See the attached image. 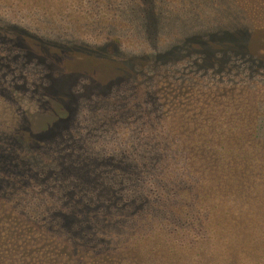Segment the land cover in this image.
<instances>
[{"label": "rangeland", "instance_id": "374dc122", "mask_svg": "<svg viewBox=\"0 0 264 264\" xmlns=\"http://www.w3.org/2000/svg\"><path fill=\"white\" fill-rule=\"evenodd\" d=\"M0 28L20 32L17 45L0 34V149L27 156L10 124L52 137L32 153L39 164L24 183L0 190V207L15 210L0 217L4 264H56L29 256L18 231L35 214L32 233L46 230L54 245L62 230L49 213L83 203L106 222L84 215L91 228L65 244L90 236L94 255L107 250L116 264H264V212L245 204L263 194L237 196L235 207L230 196L198 197L191 180L161 177L183 116L218 133L236 114L264 116V0H0ZM241 28L246 51L210 34ZM12 140L21 145L8 148ZM139 170L149 175L144 190Z\"/></svg>", "mask_w": 264, "mask_h": 264}, {"label": "trees", "instance_id": "16d2710c", "mask_svg": "<svg viewBox=\"0 0 264 264\" xmlns=\"http://www.w3.org/2000/svg\"><path fill=\"white\" fill-rule=\"evenodd\" d=\"M15 30L0 28V34L8 35L9 42L17 45L19 44L20 32ZM210 34L218 36L221 40L219 42L221 47H228L230 38V43L237 44L240 51H246L245 49H247L250 36L249 29L247 28H241L239 31L221 30L220 32H211ZM67 115L68 112L59 114L58 118L63 123L67 121ZM239 116V114H236L230 119V131L219 133L215 132L214 128L207 127L210 121H205L204 117L198 116L190 118L183 116V121L179 126H176L170 132L172 136L171 141H174L176 145L172 144L169 147L172 151L168 158L170 165L166 171H162V179L172 180L183 178L182 181L184 182L191 180L196 191L195 194L198 197L207 199L214 196L218 204H221L225 203V200L221 199L222 197L230 196V202L228 204L235 207L239 205L235 200L237 196L264 195V116L261 117L262 114L258 108L250 113L246 119L243 117L240 118ZM52 123L53 121L51 125ZM202 123L204 126H201ZM198 124L203 130H197L195 128ZM46 125L45 128L47 129L49 124L48 126ZM10 127L14 133L21 136L22 147L26 149L24 153L27 156L23 159L17 153L14 156L13 154H9L10 149H0V190H4V192H7L9 187L24 183L23 180H20L21 175L28 173V167L32 161L37 162L35 157H31L32 153L39 157L41 149L45 146V148L49 147L48 144L46 145L47 142H44V144L41 142L42 139H52L49 135L46 137L35 135V133L33 134L26 126H22V124L20 126L16 125V123L10 124ZM226 135L230 139V144L228 145L206 143L209 139H218ZM13 145L17 147L21 144H17L13 140L7 143L8 148H11ZM29 160L31 161L29 162ZM60 164L65 165L66 171L59 166L62 172L65 173L72 170V164H67L62 160H60ZM80 166L83 167L84 165ZM50 169L53 168H47L48 171L45 176L51 174ZM85 170L82 172L85 173ZM76 171L80 173L79 170ZM140 177H142L141 184H139L141 187V185H146L149 175L139 170L138 179ZM43 178L45 177H41V179ZM141 188L144 190V186ZM69 195L73 197L72 191H70ZM245 204L248 205V208L256 207L264 212V198L257 200V202H248ZM83 208L84 211H82ZM178 209L183 210L182 207ZM14 214V208L8 206L0 207V217ZM49 214L51 215L49 218H53L56 215L59 216V224L62 230L60 240L54 245L51 244L52 237L50 238L45 234L46 230H43L42 237L36 238V235L41 234L42 231H37L35 234L32 233L41 222L34 214V219L27 221L26 228L21 227L17 234L20 237L26 231V238H21V240L26 244L27 249H25V252L29 256L34 255L38 258L39 255L45 256L46 254H50V259L52 262L56 259V264H60L57 260L62 258L65 259L64 264H116V260L107 255V250L98 251V254L94 255L97 252L96 244L88 240L90 236H87L84 243L79 245L81 246L80 248L76 242L73 246H68L64 242L66 239H70L71 236L79 234L81 230L91 228V222L82 224L81 218L84 215L96 220L102 219V215L98 213L97 207L92 210L88 207L87 203H83L81 206L73 208L69 212L58 214L56 211H53ZM104 222L106 221L101 220V223ZM1 235L3 236V234ZM10 235L15 239L13 234L10 233ZM10 235L7 237H10ZM34 241L38 242L35 243ZM44 243L51 245L45 247ZM1 257L0 264H4V260ZM86 259L91 260L87 261Z\"/></svg>", "mask_w": 264, "mask_h": 264}]
</instances>
